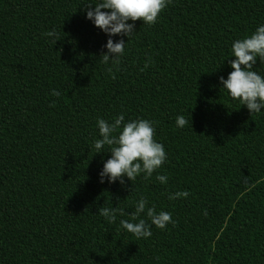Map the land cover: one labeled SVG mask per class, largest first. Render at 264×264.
I'll use <instances>...</instances> for the list:
<instances>
[{
	"label": "trees",
	"instance_id": "16d2710c",
	"mask_svg": "<svg viewBox=\"0 0 264 264\" xmlns=\"http://www.w3.org/2000/svg\"><path fill=\"white\" fill-rule=\"evenodd\" d=\"M99 2L0 0V264H264V108L251 115L220 82L264 0H171L155 24L111 37L127 43L119 63L86 18ZM253 70L264 77V62ZM121 114L153 121L167 159L147 179L101 183L111 149L96 153V122ZM141 197L175 225L124 229L151 223L131 219ZM100 207L126 214L108 223Z\"/></svg>",
	"mask_w": 264,
	"mask_h": 264
},
{
	"label": "clouds",
	"instance_id": "9594fccd",
	"mask_svg": "<svg viewBox=\"0 0 264 264\" xmlns=\"http://www.w3.org/2000/svg\"><path fill=\"white\" fill-rule=\"evenodd\" d=\"M170 2L171 0H101L95 4L94 8L92 4H88L86 18L109 37L105 45L107 51L101 53L103 61L107 63L112 60L114 63H119V57L124 55L127 43L123 39L114 42L111 37L121 35L130 38L135 32V24L128 23L129 20L133 22L142 20L143 23L151 26L157 22L161 11ZM102 9L110 11H102ZM46 35L54 38V44L59 40L55 30L47 32ZM232 54L235 57L230 61L233 71L229 73L227 79L221 76L220 82L233 99H239L241 105L247 107L251 115L258 114L264 108V77L253 68L257 64V58L264 62V25L259 26L252 35L236 40L232 45ZM51 94L60 96V92L56 90H53ZM96 123L102 137L95 141L96 153L103 152L102 149L105 145L110 146L111 149L109 151L111 157L104 163L103 169L99 173L101 183L106 177L109 183L119 181L124 184L125 176L130 181H134L141 173H144V177L147 179L167 159L164 146L154 140L153 121L139 119L125 122L124 115L121 114L111 123L104 119H98ZM188 123L189 121L183 115L176 118V124L180 128L185 127ZM156 179L161 184H165L168 177L157 175ZM188 196V191H181L170 194L168 198L174 200ZM147 204V199L141 197L135 205V211L130 215L131 219L135 221L141 213L146 211V215L151 221L150 224L144 219H139L137 223L120 220V225L138 239L151 237L152 225L165 229L168 224L175 225L176 223L172 219L171 213L161 211L157 214L154 208L146 210ZM117 213L121 216L126 214L123 209L117 207L99 208V214L104 216L108 223L116 222ZM206 214L207 212H205Z\"/></svg>",
	"mask_w": 264,
	"mask_h": 264
}]
</instances>
